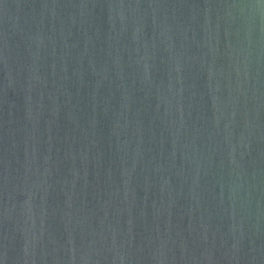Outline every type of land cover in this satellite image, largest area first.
Returning a JSON list of instances; mask_svg holds the SVG:
<instances>
[{"label":"water","instance_id":"obj_1","mask_svg":"<svg viewBox=\"0 0 264 264\" xmlns=\"http://www.w3.org/2000/svg\"><path fill=\"white\" fill-rule=\"evenodd\" d=\"M0 264H264V0H0Z\"/></svg>","mask_w":264,"mask_h":264}]
</instances>
